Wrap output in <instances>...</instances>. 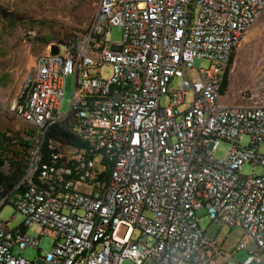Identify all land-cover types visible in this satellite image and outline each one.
<instances>
[{"label": "built area", "instance_id": "2783aa9c", "mask_svg": "<svg viewBox=\"0 0 264 264\" xmlns=\"http://www.w3.org/2000/svg\"><path fill=\"white\" fill-rule=\"evenodd\" d=\"M261 19L264 0H98L84 35L49 44L10 108L35 142L21 180L0 189V215L15 209L0 218V264H218L225 252L201 229V210L242 227L244 264H264V174L242 173L264 168V105L222 101L230 59ZM115 28L119 43L107 40ZM222 142L224 160L214 157ZM35 225L56 241L36 262L16 255L40 251Z\"/></svg>", "mask_w": 264, "mask_h": 264}, {"label": "rangeland", "instance_id": "374dc122", "mask_svg": "<svg viewBox=\"0 0 264 264\" xmlns=\"http://www.w3.org/2000/svg\"><path fill=\"white\" fill-rule=\"evenodd\" d=\"M98 0H0V7L8 13V18L0 12V133L8 134L32 130V127L18 118L10 110L13 101L22 90L25 79L34 71L36 61L53 42H63L73 34L84 35L90 27L97 10ZM33 31L32 39L24 37V31ZM122 30L113 29L107 40L119 43ZM211 62L202 60L198 68L208 69ZM101 76L109 78L111 67L100 70ZM191 80L197 81V71H189ZM181 83L175 79L171 89L176 90ZM74 91V77L68 76L65 82V93L62 111L68 112ZM191 99V94L187 100ZM228 105H264V19L253 25L243 38L237 49L234 64L229 71V86L222 99ZM169 102L168 96L161 99L162 106ZM249 137L243 138L242 146L247 147ZM231 145L222 142L214 153L216 159L224 160ZM264 153V144L260 147ZM6 165V163H5ZM242 173L247 176L263 175L264 168L245 163ZM15 214L13 206L8 205L2 211L0 218L9 221ZM200 227L206 232V237L222 247L225 255L220 257L218 264H244L248 257L246 251H237L241 242H251L242 227H229L212 223L205 210L198 212ZM17 223L22 224L24 217L18 215ZM31 237L39 239V250L28 247L20 253L30 261L36 262L43 252H51L56 241L47 235L41 236L42 229L33 226L28 229ZM123 264H132L124 262ZM151 264V263H148Z\"/></svg>", "mask_w": 264, "mask_h": 264}, {"label": "trees", "instance_id": "16d2710c", "mask_svg": "<svg viewBox=\"0 0 264 264\" xmlns=\"http://www.w3.org/2000/svg\"><path fill=\"white\" fill-rule=\"evenodd\" d=\"M0 12L3 18H8V13L1 7ZM236 52L237 50L233 53L229 62V68L223 83V95H225L229 86V71L234 64ZM20 133V131L18 133L8 131V134L0 133V163H6V165L0 167V189L5 191L12 189L21 180L35 142L33 129L24 132L23 135Z\"/></svg>", "mask_w": 264, "mask_h": 264}, {"label": "water", "instance_id": "95a60500", "mask_svg": "<svg viewBox=\"0 0 264 264\" xmlns=\"http://www.w3.org/2000/svg\"><path fill=\"white\" fill-rule=\"evenodd\" d=\"M58 52H59V47L57 45L51 46V53H52V55H57ZM4 164H5L4 162H1L0 163V167H3Z\"/></svg>", "mask_w": 264, "mask_h": 264}]
</instances>
